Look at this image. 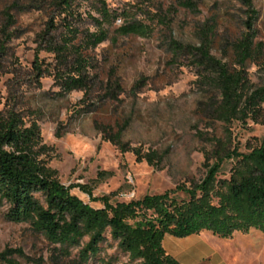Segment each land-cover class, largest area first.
<instances>
[{"label": "rangeland", "instance_id": "374dc122", "mask_svg": "<svg viewBox=\"0 0 264 264\" xmlns=\"http://www.w3.org/2000/svg\"><path fill=\"white\" fill-rule=\"evenodd\" d=\"M192 1L196 10L177 0H107L118 16L106 24L108 38L86 56V92L64 88L52 69L54 54L40 45L39 34L50 12L45 0H0V44L5 43L0 52V112L13 108L28 123L40 125L49 147L46 159L64 185L87 184L93 196H111L112 202L139 200L200 181L207 170L206 155L217 142L242 152L260 144L264 123L217 117L220 94L214 78L196 65L193 56L176 55L171 46L173 41L198 46L207 29L212 54L228 60L232 43L251 31L256 49L260 48L247 63L244 93H251L264 86V0H250L252 19L244 0ZM94 8L93 0H74L75 16L81 19L68 21L94 31L87 17L99 16ZM6 12L15 21L7 29L8 40L3 33L9 22ZM132 23L146 26V35L121 31V26ZM60 28L58 24V32ZM37 59L43 65L40 76L34 67ZM120 132L128 150L112 140ZM139 151L155 153V163L139 157ZM232 166V161L225 162L219 177H229ZM71 192L95 207L103 206L79 187ZM172 195L187 199L182 191ZM3 209L0 253L22 250L24 256L14 255L18 264H72L70 257L60 260L53 255V246L30 224L5 219ZM215 238L201 240L203 249L191 251L189 263L215 264L214 253L225 246ZM109 242L113 243L110 238L104 243L102 256H117L116 264H140ZM242 248L235 240L237 252ZM90 262L100 264L98 259ZM231 264L246 263L234 259ZM259 264H264V256Z\"/></svg>", "mask_w": 264, "mask_h": 264}, {"label": "trees", "instance_id": "16d2710c", "mask_svg": "<svg viewBox=\"0 0 264 264\" xmlns=\"http://www.w3.org/2000/svg\"><path fill=\"white\" fill-rule=\"evenodd\" d=\"M183 7L196 10L192 0H177ZM251 8V1L244 0ZM50 10L39 42L54 54L53 70L66 90L88 88V61L90 49L104 42L109 28L118 16L107 0H93L99 16L88 14L96 30H82L68 21L75 16L74 0H45ZM252 19L255 13L250 9ZM7 29L14 24V17L6 12ZM77 19H81L78 18ZM60 24L58 32L56 26ZM82 25V24H81ZM251 29L252 24L249 22ZM124 33L146 35L143 24L121 26ZM207 29L198 46L183 45L173 41L176 55H191L196 65L214 78L220 98L215 113L225 122L251 118L264 123V86L251 93H244L248 82L247 63L260 51L254 44L251 31L244 34L229 48V58H218L211 52ZM0 52L5 43L0 44ZM34 67L38 76L43 65L37 59ZM116 85L119 86L117 83ZM123 129V128H122ZM123 131V130H122ZM112 140L123 150L121 132ZM48 146L44 143L40 125L27 122L13 108L0 112V208L5 219L28 223L34 232L42 235L62 260L70 257L72 264H116L117 256L101 255L103 245L110 238L117 249L131 262L140 264H182L167 252L166 235L186 237L204 231L229 239L236 232L248 233L252 229L264 232V138L249 151L225 147L217 142L215 149L206 155V174L190 186L178 185L174 190L146 195L139 200L112 202L111 196L95 197L87 184L64 185L57 169L46 159ZM155 163V153L143 155ZM232 161L229 177L219 175L225 162ZM87 193L91 200L103 206L95 207L73 194L71 189ZM182 191L187 199H178L172 193ZM75 251V253H74ZM24 256L22 250L7 249L0 253V264H18L14 255Z\"/></svg>", "mask_w": 264, "mask_h": 264}, {"label": "crops", "instance_id": "0c3cea01", "mask_svg": "<svg viewBox=\"0 0 264 264\" xmlns=\"http://www.w3.org/2000/svg\"><path fill=\"white\" fill-rule=\"evenodd\" d=\"M170 237V238H168ZM219 237L212 232L204 231L200 234H192L186 237H175L166 235L164 239V246L168 253L173 255L182 264H190L188 256L191 251L203 249L201 240L212 241ZM190 238L191 241L187 243L179 242L177 239ZM225 244L224 250L221 253H214L216 258L215 264H231V262L242 260L246 264H259L264 256V232L258 229H252L248 233L236 232L232 238H221ZM168 239V242H167ZM235 240L243 244V248L237 252L235 249Z\"/></svg>", "mask_w": 264, "mask_h": 264}]
</instances>
